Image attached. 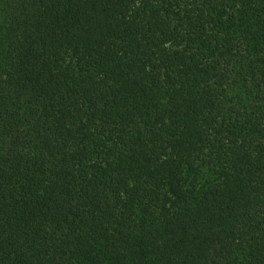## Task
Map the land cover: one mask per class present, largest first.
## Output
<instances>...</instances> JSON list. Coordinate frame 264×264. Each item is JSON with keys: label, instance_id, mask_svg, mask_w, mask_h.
<instances>
[{"label": "trees", "instance_id": "trees-1", "mask_svg": "<svg viewBox=\"0 0 264 264\" xmlns=\"http://www.w3.org/2000/svg\"><path fill=\"white\" fill-rule=\"evenodd\" d=\"M0 264H264V0H0Z\"/></svg>", "mask_w": 264, "mask_h": 264}]
</instances>
